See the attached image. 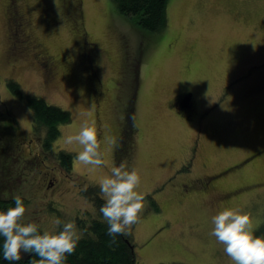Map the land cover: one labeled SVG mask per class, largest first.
Returning a JSON list of instances; mask_svg holds the SVG:
<instances>
[{
	"label": "rangeland",
	"instance_id": "1",
	"mask_svg": "<svg viewBox=\"0 0 264 264\" xmlns=\"http://www.w3.org/2000/svg\"><path fill=\"white\" fill-rule=\"evenodd\" d=\"M166 16L148 32L111 0H0V196H21L22 222L42 232L57 218L80 232L96 214L80 189L124 162L144 194L131 227L138 264H234L210 233L223 208L248 213L254 229L264 214V0H168ZM7 79L70 111L50 150ZM185 91L191 121L166 106ZM84 119L95 120L104 153L96 172L64 143ZM202 122L209 129L195 137ZM59 149L75 153L69 172Z\"/></svg>",
	"mask_w": 264,
	"mask_h": 264
},
{
	"label": "clouds",
	"instance_id": "2",
	"mask_svg": "<svg viewBox=\"0 0 264 264\" xmlns=\"http://www.w3.org/2000/svg\"><path fill=\"white\" fill-rule=\"evenodd\" d=\"M30 111V109H29ZM93 112L87 113L92 117ZM135 121V117H130ZM94 119H84L78 131L65 137L64 143L76 144L78 166L96 172L104 164L103 151L97 138ZM113 148L118 147L114 136L106 137ZM98 185L104 203L99 211L107 223V235L117 243L116 237L128 235L131 227L139 222L144 211V194L137 191L140 176L135 168L130 171L124 162L113 166L110 174L103 175ZM83 190H87L86 186ZM14 207L0 210V237H3L2 254L9 262L19 261L21 252L34 253L38 260L31 264H66L67 256L74 254L82 233L74 221H53V228L42 233L37 224L22 222L25 213L23 200L14 197ZM214 225L210 235L224 246V252L234 264H264V238L254 235V227L248 213L240 209L223 208L212 217Z\"/></svg>",
	"mask_w": 264,
	"mask_h": 264
},
{
	"label": "trees",
	"instance_id": "3",
	"mask_svg": "<svg viewBox=\"0 0 264 264\" xmlns=\"http://www.w3.org/2000/svg\"><path fill=\"white\" fill-rule=\"evenodd\" d=\"M117 11L131 21L137 28L148 32L162 31L167 22L166 6L168 0H111ZM6 85L10 92L31 110L34 129L43 131L41 146L43 150H50L53 141L60 135L59 125L67 123L71 119V113L67 109L48 103L43 97L24 91L20 83L14 79H7ZM75 153L66 149H59L55 158L60 167L69 172ZM82 195L92 204L96 214L88 219V222L80 223L82 238L79 240L75 252L67 256L66 264H138L133 232L130 229L128 235L116 237L117 243L111 244L112 238L107 235V223L99 211L104 203L102 193L98 185L89 184ZM15 196H0V210L14 207ZM21 197V196H20ZM24 203V199L21 197ZM152 201L153 209L158 206ZM39 229V228H38ZM40 230V229H39ZM42 233V230H40ZM254 235L264 238V214L261 223L254 229ZM0 237V264H31L38 260L34 253H22L19 261L9 262L3 258L2 243ZM166 264V263H159ZM185 264V263H172Z\"/></svg>",
	"mask_w": 264,
	"mask_h": 264
},
{
	"label": "flooded vegetation",
	"instance_id": "4",
	"mask_svg": "<svg viewBox=\"0 0 264 264\" xmlns=\"http://www.w3.org/2000/svg\"><path fill=\"white\" fill-rule=\"evenodd\" d=\"M137 79H138V76L136 75L135 81H137ZM138 87L139 86L136 84V89L133 91V95H132V97H131V99L129 101V104H128V106H131V107H129L127 109V111H128V120L130 119L129 117H131V114L133 112L132 106H137V103H135V102H136V99H137V96H138ZM185 92H187V91H185ZM193 96H194V92L193 91L187 92L185 95L182 94L181 92H179V93H177L175 95H171L168 98V101L166 103V106H169V109L172 110L173 113L176 111L178 114H181V115L183 114L184 116L187 115L189 121H191V119H193L195 117V115H197V113H196V107H195L196 104H195V102H193ZM216 106H218L217 103H215V106H213V108L215 109ZM200 115L201 114H199V116H198L199 120H201V118H202V117H200ZM202 121H204V120L202 119ZM198 126L199 127L197 129H195L196 132H195V135L194 136L195 137L196 136H199L200 133H201V138H202L203 130L208 131L209 128L205 127L203 129V126H204V123L203 122L201 124H199ZM121 131H122L121 138L124 141L125 140L124 138H127L128 137V139L125 141V142H127L130 139V136H127L126 137V132H128V130L125 129L124 126L122 125ZM128 133H130V132H128ZM211 188L212 187L209 186V189H207V190H210Z\"/></svg>",
	"mask_w": 264,
	"mask_h": 264
}]
</instances>
